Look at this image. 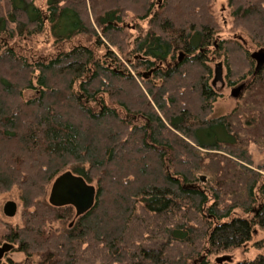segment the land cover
<instances>
[{
    "label": "trees",
    "instance_id": "1",
    "mask_svg": "<svg viewBox=\"0 0 264 264\" xmlns=\"http://www.w3.org/2000/svg\"><path fill=\"white\" fill-rule=\"evenodd\" d=\"M227 1L260 64L242 40L216 41L214 0H0V189L20 191L19 251L36 264H208L258 231L264 246V163L249 151L264 153V0ZM48 30L69 47L23 45ZM214 58L229 87L247 81L219 116ZM66 171L96 187L81 215L49 202Z\"/></svg>",
    "mask_w": 264,
    "mask_h": 264
},
{
    "label": "rangeland",
    "instance_id": "2",
    "mask_svg": "<svg viewBox=\"0 0 264 264\" xmlns=\"http://www.w3.org/2000/svg\"><path fill=\"white\" fill-rule=\"evenodd\" d=\"M40 4H44L43 0ZM45 1V0H44ZM160 4L163 0H156ZM214 14L215 19L219 23V30H217V39L219 40H229L232 38H237L238 40H242L241 42L246 43L248 48L250 49L251 54L260 51L258 45L254 44L250 40V36L242 30H238L234 27V20L232 19V8L229 7L227 0H214L213 2ZM76 40H83L85 38L82 36H78L75 38ZM54 38L51 35L50 31L48 30L45 34L40 35L39 37L35 38L33 41L25 42L26 47H32L36 50L39 55H51L58 50V48H68L70 44H64L62 46H57L54 42ZM215 41V42H216ZM78 42V41H76ZM216 45V43H215ZM217 47V46H215ZM261 49V48H260ZM262 50V49H261ZM181 57V55H180ZM221 58H214L213 62L211 63V68H213V79L212 85L215 92L218 95V99L214 104L213 113L216 116L219 114H226L230 113L233 108L236 107L238 99L231 95V91L236 86H240L246 81H242L244 83L238 82L237 84L231 85L230 87L227 85V81L225 80V68L222 64ZM217 73L219 77L217 78ZM28 96L34 95L31 91L27 93ZM253 157V163L255 166L264 163V153H261L254 147V145L250 146L249 150ZM50 195V194H49ZM49 198V197H48ZM13 200L18 204V211L14 217H8L4 214L3 208L7 201ZM22 202L20 199V191L17 188L7 192L0 189V244L4 243L5 241H9L8 236L12 232H14L17 227L23 225V213H22ZM253 239L248 242V244L236 248V250H231L225 252L224 254H214L207 258L208 264H219V263H229V264H236L238 261L246 259L249 261L256 256L264 254V246L261 248L254 247L253 243L255 241H260L263 235L261 231L253 234ZM16 247H19L18 241H11ZM162 241L160 239H150L147 241V247H158L161 245ZM36 264V257L35 256H28L25 252L15 251L6 255L0 264ZM193 264H198L195 262Z\"/></svg>",
    "mask_w": 264,
    "mask_h": 264
},
{
    "label": "water",
    "instance_id": "3",
    "mask_svg": "<svg viewBox=\"0 0 264 264\" xmlns=\"http://www.w3.org/2000/svg\"><path fill=\"white\" fill-rule=\"evenodd\" d=\"M262 56L261 52L252 53V57ZM181 58V57H180ZM260 59L258 64H260ZM152 71L148 72L151 74ZM147 76V73L145 74ZM219 77L217 73V78ZM244 84L233 88L231 95L239 98L244 88ZM96 198V187L88 183L82 176L74 174L72 171H66L58 176L52 184L49 202L54 206L73 205L76 208L77 215H81L90 210ZM4 214L8 217H14L18 211V204L9 200L3 208ZM12 244L5 243L0 246V259L3 255L12 249Z\"/></svg>",
    "mask_w": 264,
    "mask_h": 264
},
{
    "label": "flooded vegetation",
    "instance_id": "4",
    "mask_svg": "<svg viewBox=\"0 0 264 264\" xmlns=\"http://www.w3.org/2000/svg\"><path fill=\"white\" fill-rule=\"evenodd\" d=\"M259 57H260V55H258L256 58H258L259 59ZM242 83H244V82H242ZM246 84H247V81H246V83H244V85L246 86ZM239 86V85H238ZM245 86H244V88H245ZM237 87V86H236ZM244 88L242 89V90H244ZM243 92V91H242ZM241 95H242V93H241ZM239 97H241V96H239ZM238 99V98H237ZM9 240V239H8ZM5 243H10V244H12V249L11 250H9L8 252H6L4 255H3V257L0 259V261H2L3 260V258L6 256V255H8L9 253H12V252H15V251H17L18 250V247H16L10 240L9 241H5L4 243H2V244H0V246H2V245H4ZM19 251V250H18ZM11 264H16V263H11Z\"/></svg>",
    "mask_w": 264,
    "mask_h": 264
}]
</instances>
